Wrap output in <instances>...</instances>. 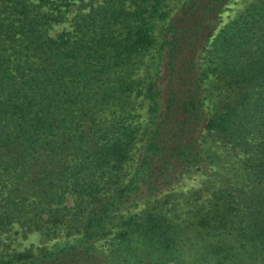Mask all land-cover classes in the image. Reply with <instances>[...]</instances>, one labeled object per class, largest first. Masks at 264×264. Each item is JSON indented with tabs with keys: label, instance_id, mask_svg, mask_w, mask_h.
Returning a JSON list of instances; mask_svg holds the SVG:
<instances>
[{
	"label": "trees",
	"instance_id": "1",
	"mask_svg": "<svg viewBox=\"0 0 264 264\" xmlns=\"http://www.w3.org/2000/svg\"><path fill=\"white\" fill-rule=\"evenodd\" d=\"M37 1L0 0V231L64 238L0 264H264V0L221 25L229 0H100L54 36Z\"/></svg>",
	"mask_w": 264,
	"mask_h": 264
},
{
	"label": "rangeland",
	"instance_id": "2",
	"mask_svg": "<svg viewBox=\"0 0 264 264\" xmlns=\"http://www.w3.org/2000/svg\"><path fill=\"white\" fill-rule=\"evenodd\" d=\"M55 1H57L59 4L57 7L53 6V8L55 12L60 15V17L56 19L49 28L48 33L51 36L57 35L62 31H71L74 16L78 13L85 12L90 5H96L100 0H54V2ZM180 1L181 0H164L161 5V10L165 11L167 15H170V13L173 11V8ZM256 1L258 0H229L221 13L220 25L237 16V14L242 12L250 3ZM34 3L39 4V1L34 0ZM44 5L45 7L49 8L51 6L49 2L43 3V5L41 4V7L45 8ZM160 25L161 21H155V32L159 30ZM147 58V56H144V61L142 62V64L137 65V75L142 76L146 72V70H148V62L146 61ZM133 103V109L130 112V122L135 128L139 129L141 126H143L147 117V102L141 95H138L133 99ZM203 140L204 147H207L208 150H212L217 153H222L227 150L224 148L235 147L230 142L226 141V139H223L217 133L211 131L204 132ZM137 145L138 144L136 143L134 149L137 147ZM132 156L134 157V153L132 154ZM131 162H133L132 159L127 162V166ZM129 170L130 169H128V171ZM127 177L128 175L124 176V178ZM205 178H202L196 174H191L187 177L182 178L180 182L175 185V195L183 196L175 197V200L182 199V201L179 202L181 206L177 204V206H175V211L183 213L187 209L188 205L183 206V199L187 200L185 198V195L192 192L194 189L199 188L201 185L200 183L202 181H205ZM72 201V197L68 196L65 204L71 205ZM40 225H43V222L39 223V227H41ZM39 227L31 225L29 222L23 221L11 223L4 230L0 231V254H7L21 250L36 251L41 248L49 247L54 242L60 241L64 238V235L60 234L59 231L51 233L50 231L43 230Z\"/></svg>",
	"mask_w": 264,
	"mask_h": 264
}]
</instances>
